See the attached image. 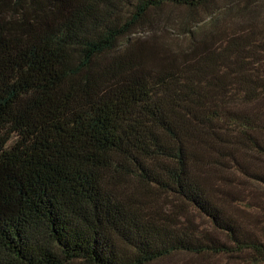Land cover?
<instances>
[{
  "label": "trees",
  "instance_id": "16d2710c",
  "mask_svg": "<svg viewBox=\"0 0 264 264\" xmlns=\"http://www.w3.org/2000/svg\"><path fill=\"white\" fill-rule=\"evenodd\" d=\"M212 4L0 0V264H264L227 209L264 223L237 181L264 186L248 159L264 158V26L200 37ZM167 8L191 13L174 51L155 36Z\"/></svg>",
  "mask_w": 264,
  "mask_h": 264
},
{
  "label": "rangeland",
  "instance_id": "374dc122",
  "mask_svg": "<svg viewBox=\"0 0 264 264\" xmlns=\"http://www.w3.org/2000/svg\"><path fill=\"white\" fill-rule=\"evenodd\" d=\"M212 10L209 14L200 10L195 13V20L199 22L197 29L200 31L199 36H208V38L216 41L222 39L232 31L245 30L247 23H257L264 26V0H213ZM10 11H4V15L8 16ZM191 17L190 12L183 11L179 8H167L162 11L156 20L155 35L163 45L171 50L183 48L186 41V35L177 27V22L183 21ZM154 32V31H152ZM217 33H221L219 36ZM144 34V33H139ZM139 36V35H136ZM135 37V36H134ZM212 37V38H211ZM246 106L243 102L239 103ZM252 108V105H248ZM253 168L258 172L264 173V158L258 155H248ZM252 158V159H251ZM237 181L243 183L242 189L248 191L254 190L258 193L264 203V186H257L253 182L237 178ZM244 186V187H243ZM240 190V189H237ZM169 200L164 199V202ZM227 209L232 214H236L241 222L247 228L253 230L259 237L264 239V223L263 218L258 216V212L252 209H243L237 206L228 205ZM196 223H206L203 217L195 216ZM79 264V263H75ZM153 264H252L249 262V255L245 253L233 255H187L175 254L169 258L160 260Z\"/></svg>",
  "mask_w": 264,
  "mask_h": 264
}]
</instances>
